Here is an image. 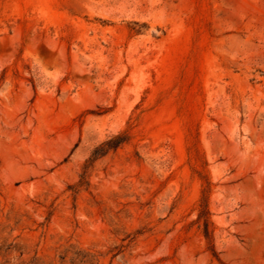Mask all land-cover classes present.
Returning a JSON list of instances; mask_svg holds the SVG:
<instances>
[{
  "label": "rangeland",
  "instance_id": "rangeland-1",
  "mask_svg": "<svg viewBox=\"0 0 264 264\" xmlns=\"http://www.w3.org/2000/svg\"><path fill=\"white\" fill-rule=\"evenodd\" d=\"M0 264H264V0H0Z\"/></svg>",
  "mask_w": 264,
  "mask_h": 264
},
{
  "label": "trees",
  "instance_id": "trees-1",
  "mask_svg": "<svg viewBox=\"0 0 264 264\" xmlns=\"http://www.w3.org/2000/svg\"><path fill=\"white\" fill-rule=\"evenodd\" d=\"M199 212H198V219L202 220L203 224V234L209 240L210 239V232H209V219H208V209L206 207V196H204L203 192L199 199Z\"/></svg>",
  "mask_w": 264,
  "mask_h": 264
}]
</instances>
